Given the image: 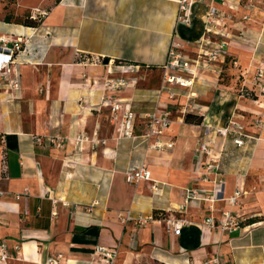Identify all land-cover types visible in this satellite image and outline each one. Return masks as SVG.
<instances>
[{
  "label": "crops",
  "instance_id": "1",
  "mask_svg": "<svg viewBox=\"0 0 264 264\" xmlns=\"http://www.w3.org/2000/svg\"><path fill=\"white\" fill-rule=\"evenodd\" d=\"M193 1L184 26L175 21L178 0H0V37L20 39L24 48L16 57L19 91L0 89V243L11 256L6 264H82L93 247L117 245L115 264H205L214 256L222 264H264V123L260 130L252 126L257 118L264 121V107L234 89L257 93L264 85L255 86L252 78L264 59V14L255 10L259 23L230 31L226 56L213 66H227L228 83L220 84L217 72L198 69L190 90L172 88L170 99L160 91V66L173 35L192 57L207 7L222 1L240 9L241 0ZM23 14L40 17V24L21 25L16 19ZM108 78L129 84L110 91L104 87ZM107 99L131 108L133 138L119 137ZM155 110H168L173 123L146 139L145 115ZM186 114L201 116V122L184 121ZM230 120L244 125L246 141L241 148L224 145L214 210L204 204L178 213L184 189L205 187L196 172L197 143L206 128ZM77 137L85 138L80 151ZM156 139L173 147L150 149ZM223 144L216 137L214 150ZM141 163L156 192L149 181H125L124 172ZM236 189L242 195L230 205ZM223 211L243 219V227L221 231L204 224L210 215L221 219ZM128 214L132 220H125ZM138 216L151 220L138 225ZM176 218L190 224L170 227L168 220ZM250 218L255 221L245 223Z\"/></svg>",
  "mask_w": 264,
  "mask_h": 264
},
{
  "label": "built area",
  "instance_id": "2",
  "mask_svg": "<svg viewBox=\"0 0 264 264\" xmlns=\"http://www.w3.org/2000/svg\"><path fill=\"white\" fill-rule=\"evenodd\" d=\"M200 1V0H198ZM193 0H178V9L176 13L177 25H188L191 15V7ZM198 50L192 57L186 55V48L183 42L178 40L174 35L170 40L165 62L160 66L161 69V85L160 91H166L170 99L174 98L172 88L182 87L190 88L193 86L195 74L198 69L210 70L218 73L219 70L213 68L214 64L223 61L226 56L228 47L229 34L227 28L223 24V12L216 6L209 5L207 7L204 23V31ZM23 42L20 39L5 40L0 37V89L4 93L8 91H19V73L16 70V57L23 51ZM234 66L236 63H233ZM137 67V66H136ZM138 68V67H137ZM13 74V79L6 80L5 75ZM253 84L256 86L264 80V59L258 61L254 67ZM128 82L123 78H108L104 81V87L110 91H116L122 87L128 86ZM261 85V84H260ZM10 94V93H9ZM257 97L251 99L256 107H264V85L258 86ZM194 93L188 92L187 98H192ZM18 98V94L14 95ZM109 104V118L113 125L118 123L117 131L119 137L133 138V112L131 108L120 101L109 100L104 101ZM173 123L170 112L167 110H155L145 115V133L144 137L149 139L153 136L162 135ZM263 119L257 118L253 121L252 126L260 130L263 126ZM245 127L239 122L230 120L222 128L205 129V136L197 143L194 151V159L197 164L196 172L199 181L205 187L186 188L183 190L182 201L177 206L178 213H184L189 207L201 208L207 204L208 211L214 210L216 202V187L223 184L222 173L220 172L221 152L225 148V143L229 139L230 143L236 148L244 146L246 141ZM222 137L224 144L220 151L214 150L215 138ZM85 139V138H84ZM81 137L76 138L77 149L81 150V143L84 140ZM104 143V141H98ZM173 147L172 142H161L156 139L149 145L150 149L164 152ZM125 181L128 184L137 185L142 181L151 182L150 191L156 192L157 186L151 180V173L144 163L132 166L125 172ZM1 193V192H0ZM242 192L236 189L228 198L230 205H236ZM222 218L216 220L213 216H208L204 220V224L213 229L221 231H235L243 224V219L238 218L230 211H223ZM125 220H132L128 214ZM151 217L138 216L134 219L136 224L143 225ZM168 225L174 228H182L184 225L190 224L183 218L169 219ZM243 227V226H242ZM18 250V247L14 248ZM118 257V245L114 247L95 246L88 254V259L82 264H115ZM11 256L8 248L4 243H0V264H6ZM50 264L55 262L50 260ZM205 264H222L218 256L209 259Z\"/></svg>",
  "mask_w": 264,
  "mask_h": 264
},
{
  "label": "rangeland",
  "instance_id": "3",
  "mask_svg": "<svg viewBox=\"0 0 264 264\" xmlns=\"http://www.w3.org/2000/svg\"><path fill=\"white\" fill-rule=\"evenodd\" d=\"M219 3L220 7H216L221 12H223V24L227 28L228 34L230 33V31H237L238 29L236 28V26L241 23L248 25L253 24L256 21L259 23L260 18H255L253 15L255 10H260L259 12H262L264 14V0H241L237 3L240 5V9L230 6L228 4L229 2H226V5H224L222 1H220ZM25 17V14L21 15L20 20L25 19ZM36 18L40 17L36 16ZM260 22L264 25L263 19L260 20ZM219 76L220 84L229 82L231 75L229 74L227 66H225L224 68L221 67V69H219ZM123 88L124 87H122L121 89Z\"/></svg>",
  "mask_w": 264,
  "mask_h": 264
},
{
  "label": "trees",
  "instance_id": "4",
  "mask_svg": "<svg viewBox=\"0 0 264 264\" xmlns=\"http://www.w3.org/2000/svg\"><path fill=\"white\" fill-rule=\"evenodd\" d=\"M56 1H58V0H56ZM25 15H26L25 19L20 20V18H18V19H16V21H18L21 25L27 26V27H37L40 24V22H41L40 18L32 19L30 14H25ZM123 63H125V62H123ZM125 64H128V63H125ZM224 66H226V65H224ZM224 66H223V68H224ZM234 89L238 93L243 95L244 97L251 98V99H255L257 97L255 92L252 89L247 88L246 86H238V85H236V87ZM191 116L192 115H190V114H186L185 117H184V121H187V122H191L192 121V122H195V123H200L201 122V119H202L201 116H192V117ZM226 142L230 143L229 139ZM220 172H221V167H220ZM254 219H252V218L247 219L245 221V223H252V222L255 221Z\"/></svg>",
  "mask_w": 264,
  "mask_h": 264
},
{
  "label": "water",
  "instance_id": "5",
  "mask_svg": "<svg viewBox=\"0 0 264 264\" xmlns=\"http://www.w3.org/2000/svg\"><path fill=\"white\" fill-rule=\"evenodd\" d=\"M104 63L107 64V59L104 60Z\"/></svg>",
  "mask_w": 264,
  "mask_h": 264
}]
</instances>
